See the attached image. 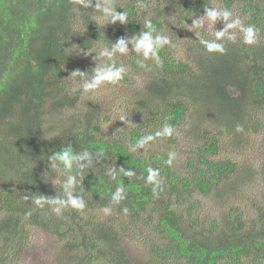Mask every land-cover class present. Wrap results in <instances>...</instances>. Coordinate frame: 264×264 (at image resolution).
<instances>
[{"label":"trees","instance_id":"1","mask_svg":"<svg viewBox=\"0 0 264 264\" xmlns=\"http://www.w3.org/2000/svg\"><path fill=\"white\" fill-rule=\"evenodd\" d=\"M212 5L213 0H0V264L22 258L34 228L65 241L70 264H135L122 242L144 237L143 227L155 236L139 264H264V224H245L238 207L209 220L195 205L182 206L185 196H208L220 186L215 199L234 200L253 178L250 172L231 160L201 156L198 165L189 159L190 176L182 177L167 152L145 156L130 149V143H176L174 131L189 109L185 91L216 122L264 113V0H219L217 21L228 26L201 44L193 42L195 72L174 55L170 23L194 27L196 16ZM249 26L256 31L251 45L243 31ZM145 34L156 53L148 57L158 65L139 93L145 101H136L148 115L137 116L123 137L105 138L97 110L78 117L68 112L76 109L84 84L99 74L122 69L116 83L132 81L128 69H140L143 50L136 45ZM157 38L168 44L157 45ZM205 43L221 45L223 52H209ZM165 125L172 135L157 136ZM204 151L217 155L218 138L211 137ZM65 152L68 163L60 159ZM149 168L159 170L152 181ZM71 199L84 208L73 209ZM106 209L108 219L98 220ZM258 209L257 217L264 218V208ZM134 228L140 230L136 237Z\"/></svg>","mask_w":264,"mask_h":264},{"label":"rangeland","instance_id":"2","mask_svg":"<svg viewBox=\"0 0 264 264\" xmlns=\"http://www.w3.org/2000/svg\"><path fill=\"white\" fill-rule=\"evenodd\" d=\"M210 11L216 12V17L213 19L209 17L208 13L196 16L198 18L197 25L194 27L181 28L170 23L169 34L172 35L170 39L173 42L174 55L180 61L187 62L193 72L196 71L195 60L189 55L193 50H198L195 43L201 44L204 38L209 37L210 33L222 32L228 26L225 21H217L221 13L219 0H213ZM114 54L116 53L114 52ZM141 57V65H139L140 69L137 73L128 69L129 76L132 77L130 83L118 82L111 85L101 81L96 88L92 89H86L85 86L94 83V81L85 83L83 95L76 109L68 112V114L78 117V115L85 114L88 108H92L97 110L102 124L100 131L103 132L105 138L113 139L117 136L123 137L124 133L128 134V128L135 125L137 116L143 119L144 116L148 115V110L143 106L137 109L136 101L138 99L145 101V95H139V93H145V88L153 77L151 76L152 70L158 67L150 57H145L144 54ZM190 96H192L191 93L185 91L182 97L189 104V109L184 122L174 131L176 143L169 146H166L165 142H153L146 146L145 142L141 144L130 143V149L136 154H144L145 156L159 151L167 152L169 155L174 154L172 156L175 161V169L182 177L190 176V173L187 172L189 159H193L196 165H198L201 156L215 161L231 160L236 163L239 169L253 175L248 183L240 187L234 200L215 199V191L219 190L220 186L208 196H203L200 193L185 196L187 203H183L182 206L195 205L198 209L197 212L200 211L201 215L208 217L209 220L221 218L231 208L238 207L245 224L254 222L258 226H263L264 221L262 220L264 218L257 216L260 215L258 208H264V113L249 112L232 120L233 123L227 119L216 122L217 118H214L213 113L210 112L211 117L205 109L200 111ZM151 103L157 105L156 99ZM255 123L260 124L257 131L253 129ZM237 125H242L244 130L237 132ZM211 137H216L219 140V153L217 155H209L204 151V145L210 141ZM126 140H130L128 136ZM60 179L61 175L54 178L51 185L57 184ZM185 193H190V191ZM170 207L174 210V197H172ZM97 214V219L101 221H106L109 217L106 212H98ZM251 217L261 220L249 221ZM134 229L136 237L140 230L139 228ZM141 229V234L144 237L140 239L124 238L122 242L128 257L135 264L142 263L144 255L148 251L149 243L155 236V233H151L148 228L143 227ZM28 235L29 245L26 247L22 258L14 264H70L65 241L38 228L32 229Z\"/></svg>","mask_w":264,"mask_h":264},{"label":"clouds","instance_id":"3","mask_svg":"<svg viewBox=\"0 0 264 264\" xmlns=\"http://www.w3.org/2000/svg\"><path fill=\"white\" fill-rule=\"evenodd\" d=\"M208 15H209V17L214 19L216 17V12L209 11ZM225 15H227V13H225ZM118 18L123 20L124 16H119ZM148 27L151 29V23H149ZM229 27H231V25H229ZM243 31H244L245 43L249 44V45L253 44L255 42V40H256V31L254 30V28L252 26H249L246 29H244ZM221 35H223V33H217V36H221ZM155 43L157 45H161L162 46V45L168 44V40L167 39L157 38ZM120 45H121L120 51L124 52L125 48L123 47V45H124V41L123 40L120 41ZM153 45H154V42L151 39L150 35L145 34L143 36V38L140 39L137 42L136 47H137V50H143L144 56L147 57L150 54H152L153 56L156 55ZM204 46L207 49V51H209V52H223L222 46L218 45L216 43H205ZM157 60L159 62V57H157ZM122 71H123L122 69L121 70H117V71H111L110 70V71L104 72L102 74H99L97 76L96 81L94 83L88 84L85 87H86V89L96 88L97 85H99L101 81L110 82V83L115 84L117 81H120L122 79ZM243 130L244 129H243L242 125H237L236 126V131L237 132H242ZM172 133H173V128L171 126H169V125H165L164 132L163 133L157 132L156 135L157 136H160V135L171 136ZM147 139L151 140V139H153V137L149 136V137H147ZM171 155H174V154H170V156ZM60 159L65 161L66 163H68V162L71 161V156H70L69 153L65 152L60 157ZM171 162H172V159L170 158L168 160V163H171ZM148 172H149V176H148L149 181L154 180V178L159 175V170H152V169L149 168ZM35 203L37 205H40L41 201L40 200H36ZM69 203H70V205H71V207L73 209L82 210L84 208L83 203L81 201H79V200L71 199L69 201ZM56 211L59 212L58 209ZM105 212L107 214L108 210L106 209ZM125 212H127V209H125ZM30 214L31 213H28V215H30Z\"/></svg>","mask_w":264,"mask_h":264}]
</instances>
